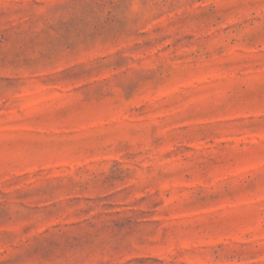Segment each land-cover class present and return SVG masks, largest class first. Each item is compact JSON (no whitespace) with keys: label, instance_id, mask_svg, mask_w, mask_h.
Masks as SVG:
<instances>
[{"label":"rangeland","instance_id":"1","mask_svg":"<svg viewBox=\"0 0 264 264\" xmlns=\"http://www.w3.org/2000/svg\"><path fill=\"white\" fill-rule=\"evenodd\" d=\"M0 264H264V0H0Z\"/></svg>","mask_w":264,"mask_h":264}]
</instances>
